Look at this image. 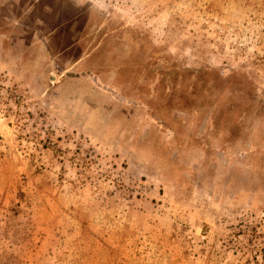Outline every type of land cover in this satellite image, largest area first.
<instances>
[{
  "label": "rangeland",
  "instance_id": "rangeland-1",
  "mask_svg": "<svg viewBox=\"0 0 264 264\" xmlns=\"http://www.w3.org/2000/svg\"><path fill=\"white\" fill-rule=\"evenodd\" d=\"M0 264H264V0H0Z\"/></svg>",
  "mask_w": 264,
  "mask_h": 264
}]
</instances>
